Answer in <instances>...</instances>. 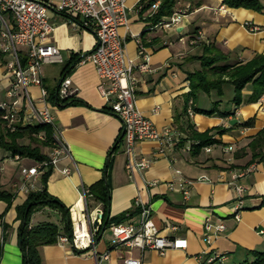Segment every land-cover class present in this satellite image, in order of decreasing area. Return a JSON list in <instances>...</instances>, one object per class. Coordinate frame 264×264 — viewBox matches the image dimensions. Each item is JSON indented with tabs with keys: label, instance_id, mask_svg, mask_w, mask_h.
I'll return each mask as SVG.
<instances>
[{
	"label": "crops",
	"instance_id": "0c3cea01",
	"mask_svg": "<svg viewBox=\"0 0 264 264\" xmlns=\"http://www.w3.org/2000/svg\"><path fill=\"white\" fill-rule=\"evenodd\" d=\"M150 1L128 0V23L121 26L119 32L126 41L129 57L142 61L138 58L139 38L151 56L148 71L136 69L139 107L157 128L170 127L178 134L180 143L168 151V157L156 156L150 168L130 173L124 141L115 149L123 132L122 121L108 111L110 104L101 91L97 67L91 61L79 62L68 74L78 89L77 98L81 103L60 107L52 102L69 61L97 47V37L92 29L78 28L67 16L53 10L51 20L55 31L51 41L61 49L62 61L44 64L43 85L48 91V104L56 116L59 132L69 145L72 158H62L59 168L50 173L46 188L71 209L75 222L78 215L87 214L78 207L81 202L85 206L84 189H89L105 177V171L111 164L110 218H124L125 223L140 224L139 203H144L151 206L153 220L164 235L188 238L186 249H169L164 254L154 249L142 252L137 248H113L114 235L108 227L96 238L100 252L111 250L110 259L100 264H125V257L132 255L142 257V264H241L253 261L255 251L264 252V159L253 158L250 143L264 129V97L257 102L249 101L252 86L248 85L244 90V102L237 107L233 100L235 88L226 84L224 96H219L216 91L210 94L200 92L194 99L190 95L189 73L202 68L198 57L203 55L207 46H214L227 54L226 63L232 65L249 62L257 54H264V10L232 8L224 0H178L174 11L184 10L187 13L178 26L166 28L159 23L170 16H163L156 23L152 16L160 6L155 9L153 5L149 6ZM261 1L264 4V0ZM247 21L261 26V30L249 31L245 27ZM7 59V56H0V103L12 100L9 91L13 77L6 66ZM30 91L36 105L41 108L47 106L41 100L40 86L32 85ZM216 101H220V110L230 113L228 117L195 110V107L211 110ZM251 118H255L254 125L244 126L243 123ZM233 119H237V123L231 124ZM219 126L228 130L222 135H215L218 142L212 144V152L204 148L200 151L196 148L186 150L191 129L205 132ZM5 131L6 127L0 119V133ZM22 142L29 143L30 139L25 137ZM160 145L157 140H142L137 144L136 157H153ZM41 148L46 154L50 152V146ZM73 160L77 167L72 165ZM35 162L27 157L17 161L10 151L0 148V189L15 193L14 184L22 177L21 166ZM254 163L257 169L238 179L245 192L242 196L244 206L237 210L235 206L239 194L230 183L237 173ZM172 165L194 180L189 197H185L177 184L172 186L171 182H177L179 178ZM66 166L72 167L70 175L62 170ZM202 175L208 179H200ZM153 181L158 182L150 184ZM38 185L40 189L44 187L42 179ZM28 195L15 194L11 206L0 199V214H5L4 221L9 227L4 239V228L0 226V264H24L17 206L23 204ZM88 210L94 218L103 213L104 204L90 194ZM209 216L214 223L223 222L226 225L225 231L213 233L211 243L205 240V223ZM45 221L62 226V215L57 210L44 207L34 213L31 225ZM41 253L43 264H97L91 256V248L75 249L72 243L44 245ZM214 254L223 258L210 263L208 258Z\"/></svg>",
	"mask_w": 264,
	"mask_h": 264
},
{
	"label": "built area",
	"instance_id": "2783aa9c",
	"mask_svg": "<svg viewBox=\"0 0 264 264\" xmlns=\"http://www.w3.org/2000/svg\"><path fill=\"white\" fill-rule=\"evenodd\" d=\"M128 0H0V54L7 56L6 66L13 77L9 91L11 101L0 103V119L11 132L18 131L21 127L45 124L53 127V141L47 159L35 162L33 165L21 166V180L14 184L15 194L30 193L40 190L38 181L48 171L59 168L64 157L72 158L69 145L62 138L56 122V116L48 104V91L43 85V66L47 62L62 61L61 49L51 41L55 25L51 20L50 11L67 16L68 20L78 28L92 29L97 37V47L89 53L81 56L80 63L91 61L97 67L101 78V91L107 98L110 108L118 116L123 124L124 152L127 159V170L133 173L135 170L143 171L151 167L157 157H168V151L174 149L181 141L170 127L157 128L151 118L144 114L138 105L136 69L148 71L150 69V53L141 38L138 39L139 51L137 62L127 54L126 41L120 35L121 26L128 23ZM160 1L153 2V8L160 6ZM186 11L177 10L166 20L160 21V25L166 28L178 26L186 15ZM245 27L251 32H258L261 26L250 21ZM32 85L41 87V100L47 104L42 108L36 105L30 91ZM58 90L61 99L75 98L78 89L74 86L73 79L67 75L62 78ZM158 111V108L155 109ZM39 138L46 139L45 132L39 134ZM157 140L161 143L153 157H136V147L142 140ZM200 142L189 139L187 151L195 150ZM212 152V145L203 147ZM231 150V148H229ZM228 149V150H229ZM12 158L19 161L25 157L17 154ZM74 166L77 167L74 160ZM257 164L249 165L245 170L234 176L231 185L239 194L236 209L244 206L243 193L245 192L238 179L257 169ZM173 172L179 177L177 184L189 197L190 186L194 180L185 176L181 169L172 165ZM63 172L70 175L72 167L62 168ZM200 179H208L202 175ZM153 181L150 184H157ZM90 190L84 189L82 214L75 221L73 235L62 234L58 242L72 243L75 249H92V257L100 264L109 260L111 250L100 252L96 245V238L103 223L102 215L94 218L88 210V194ZM141 206L142 220L140 224L113 222L109 229L114 235L112 247H126L130 250L137 248L142 252L154 249L164 254L169 249H186L188 238L164 235L153 220V211L150 205L139 203ZM236 217L240 215L237 212ZM82 225L86 235L80 236L78 227ZM177 229V226H173ZM205 240L211 243L213 233L223 232L226 225L223 222L214 223L212 217H208L205 223ZM264 233V231H262ZM86 238L87 241L84 242ZM223 258L220 254H214L208 258L210 263ZM142 257H125V264H142Z\"/></svg>",
	"mask_w": 264,
	"mask_h": 264
},
{
	"label": "trees",
	"instance_id": "16d2710c",
	"mask_svg": "<svg viewBox=\"0 0 264 264\" xmlns=\"http://www.w3.org/2000/svg\"><path fill=\"white\" fill-rule=\"evenodd\" d=\"M156 0H151L149 6L153 5ZM178 0H161L160 7L154 13L152 18L157 22L163 16H171L174 13L175 6ZM224 3L232 8H251L262 12L264 4L261 0H224ZM214 46H207L203 55L198 57L201 61L202 68L189 73L192 91L190 93L194 99L197 98L200 92L211 93L216 91L219 96H224V86L231 84L235 88L234 102L237 107L244 102V90L248 85L252 86V94L248 100L257 102L264 97V54H257L252 60L240 64L226 63L228 56ZM0 56H3L0 54ZM81 57L74 56L71 61L65 66L64 77L70 74L72 69L79 63ZM52 102L60 107L79 104L81 101L77 97L61 99L57 94L52 96ZM220 101H216L211 110H204L195 107L196 112L213 115L219 113L224 117H228L230 113L220 110ZM108 111L113 112L111 108ZM255 123V118H251L243 123L244 126L250 127ZM228 128L219 126L209 129L205 132H199L194 129L190 131L191 139L198 140L200 143L196 146V151H200L203 147L215 144L218 140L216 134L226 133ZM45 132L46 139L39 138V134ZM54 130L50 125L37 124L33 126L21 127L18 131L11 132L6 128V131L0 133V148L10 151L12 155H21L23 157L32 158L37 162L47 159L48 155L42 151L40 145H35L33 142L42 141L44 146H51L53 141ZM28 137L29 143H24L22 140ZM124 141L123 132L117 140V146ZM253 150V158L264 159V129H262L253 141L250 143ZM110 169L109 164L105 177L91 185L89 188L90 194H93L96 200H100L104 204L103 223L98 232L101 235L104 228H108L113 222H123L124 218H110ZM52 171H48L42 176L44 187L38 191L29 193L28 198L23 204L17 206L18 218L21 220L19 227V240L23 252L24 264H43L41 247L48 244L57 243L59 236L62 234L73 235L75 222L72 217V211L58 197L52 195L47 187V182ZM15 193L0 189V199L5 200L9 206L12 205ZM44 207H50L57 210L62 215V226L55 222L45 221L38 225H31V219L34 213ZM4 215L0 214V226L4 228V239L7 238L8 224L4 221ZM1 244H0V260H1ZM81 249V250H86ZM255 260H247L241 264H264V252L255 251Z\"/></svg>",
	"mask_w": 264,
	"mask_h": 264
},
{
	"label": "bare ground",
	"instance_id": "6f19581e",
	"mask_svg": "<svg viewBox=\"0 0 264 264\" xmlns=\"http://www.w3.org/2000/svg\"><path fill=\"white\" fill-rule=\"evenodd\" d=\"M78 207L83 208V207H84L83 203L81 202V203L78 205ZM78 230H79L78 232L80 233V236H84V235H86V231L83 230L82 225H80V226L78 227ZM82 239H84V242L87 241L86 238H82Z\"/></svg>",
	"mask_w": 264,
	"mask_h": 264
},
{
	"label": "rangeland",
	"instance_id": "374dc122",
	"mask_svg": "<svg viewBox=\"0 0 264 264\" xmlns=\"http://www.w3.org/2000/svg\"><path fill=\"white\" fill-rule=\"evenodd\" d=\"M52 13V11H50V14ZM35 145H40V146H44V143H42V141H37V142H33ZM76 220V218H75Z\"/></svg>",
	"mask_w": 264,
	"mask_h": 264
},
{
	"label": "water",
	"instance_id": "95a60500",
	"mask_svg": "<svg viewBox=\"0 0 264 264\" xmlns=\"http://www.w3.org/2000/svg\"><path fill=\"white\" fill-rule=\"evenodd\" d=\"M230 122H231V124H235V123H237V119H233V120H231ZM100 215H102V217H103V213H101ZM105 229H106V228H104V230H105ZM104 230H103V231H104Z\"/></svg>",
	"mask_w": 264,
	"mask_h": 264
}]
</instances>
